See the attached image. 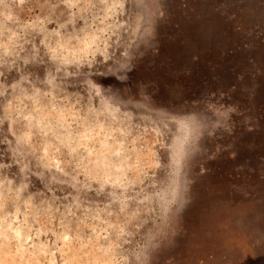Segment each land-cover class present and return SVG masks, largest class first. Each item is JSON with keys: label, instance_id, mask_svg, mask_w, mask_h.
<instances>
[{"label": "rangeland", "instance_id": "1", "mask_svg": "<svg viewBox=\"0 0 264 264\" xmlns=\"http://www.w3.org/2000/svg\"><path fill=\"white\" fill-rule=\"evenodd\" d=\"M0 264H264V0H0Z\"/></svg>", "mask_w": 264, "mask_h": 264}]
</instances>
